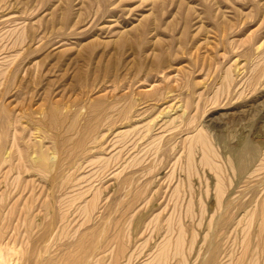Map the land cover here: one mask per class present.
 <instances>
[{
  "label": "rangeland",
  "instance_id": "rangeland-1",
  "mask_svg": "<svg viewBox=\"0 0 264 264\" xmlns=\"http://www.w3.org/2000/svg\"><path fill=\"white\" fill-rule=\"evenodd\" d=\"M0 258L264 264V0H0Z\"/></svg>",
  "mask_w": 264,
  "mask_h": 264
},
{
  "label": "bare ground",
  "instance_id": "bare-ground-1",
  "mask_svg": "<svg viewBox=\"0 0 264 264\" xmlns=\"http://www.w3.org/2000/svg\"><path fill=\"white\" fill-rule=\"evenodd\" d=\"M257 73V72H256ZM259 73V72H258ZM228 87H229V85H228ZM54 114V113H53ZM56 115V114H55ZM56 119V118H55ZM212 127H214V126H212ZM215 127H216V125H215ZM221 128V127H220ZM214 129V128H213ZM217 130V129H216ZM220 130V129H219ZM199 140V139H198ZM236 141V140H235ZM243 142V141H242ZM205 146V145H204ZM206 149V148H205ZM206 151V150H205ZM248 151H249V153H251L252 154V157H253V159L255 158V156H254V154L256 155V153H255V151H254V149L252 148V147H250L249 146V148H248ZM205 155V154H204ZM217 156V155H216ZM239 158H243V157H241V156H239ZM39 159V158H38ZM37 159V160H38ZM40 159H42L41 157H40ZM250 159V158H249ZM34 161V160H33ZM251 161V160H250ZM36 163H37V161H36ZM43 164V163H42ZM203 164V163H202ZM245 164V163H244ZM249 164V163H248ZM44 165H46V164H44ZM243 165V164H242ZM245 167H246V165H244ZM243 168V169H245L246 170V168ZM47 168V167H46ZM237 169H239V168H237ZM241 170V169H240ZM245 170H243V171H245ZM240 172V171H239ZM241 174V173H240ZM241 177V176H240ZM224 194V193H223ZM176 243V242H175ZM176 245V244H175ZM67 247V246H66ZM1 259V258H0ZM3 263V262H2ZM14 263V262H13ZM3 264H5V262L3 263ZM17 264V263H16Z\"/></svg>",
  "mask_w": 264,
  "mask_h": 264
}]
</instances>
